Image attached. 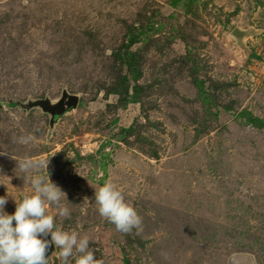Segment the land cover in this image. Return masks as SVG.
I'll use <instances>...</instances> for the list:
<instances>
[{
  "label": "rangeland",
  "instance_id": "obj_1",
  "mask_svg": "<svg viewBox=\"0 0 264 264\" xmlns=\"http://www.w3.org/2000/svg\"><path fill=\"white\" fill-rule=\"evenodd\" d=\"M64 90L78 104L51 124L31 102ZM42 158L71 212L56 224L104 264H264V0H0L8 214L46 174L18 162ZM109 178L142 230L100 216Z\"/></svg>",
  "mask_w": 264,
  "mask_h": 264
},
{
  "label": "clouds",
  "instance_id": "obj_2",
  "mask_svg": "<svg viewBox=\"0 0 264 264\" xmlns=\"http://www.w3.org/2000/svg\"><path fill=\"white\" fill-rule=\"evenodd\" d=\"M18 163L25 173L45 169L46 174L30 177L33 191L15 200L12 214L4 210L9 194L0 196V264H48L46 253L53 243L60 250L61 264H68L70 258L74 259V264H104L103 259L95 258L96 250L89 247L87 234L67 231L56 224L57 214L70 218L71 212L64 202L68 200L67 194L50 179L48 158L24 159ZM95 201L100 216L113 223L118 231L128 234L133 229L142 230V216L111 178L95 189ZM49 205L54 206L57 213H50ZM49 235L51 241L47 239Z\"/></svg>",
  "mask_w": 264,
  "mask_h": 264
},
{
  "label": "water",
  "instance_id": "obj_3",
  "mask_svg": "<svg viewBox=\"0 0 264 264\" xmlns=\"http://www.w3.org/2000/svg\"><path fill=\"white\" fill-rule=\"evenodd\" d=\"M235 36H242L243 32L239 28H235L233 31ZM79 101L77 94L70 93L66 90L63 91L61 97L56 102H53L48 97L40 98L33 102L31 105H38L51 115V124H53L58 117L65 114L68 110L76 107Z\"/></svg>",
  "mask_w": 264,
  "mask_h": 264
}]
</instances>
